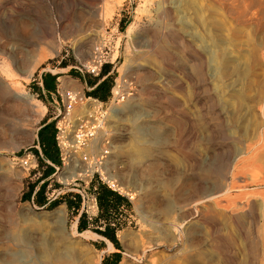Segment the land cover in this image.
Returning <instances> with one entry per match:
<instances>
[{
    "label": "rangeland",
    "instance_id": "1",
    "mask_svg": "<svg viewBox=\"0 0 264 264\" xmlns=\"http://www.w3.org/2000/svg\"><path fill=\"white\" fill-rule=\"evenodd\" d=\"M24 25L58 35L62 47L33 73L0 52V106L12 93L44 109L15 120L19 128L0 123V264H102L113 252L118 264H264V0H0V49H32ZM102 43L112 89L125 61L133 88L108 108L95 143L110 150L101 170L131 202L121 248L93 226L80 231L64 201L23 199L39 180L36 189L49 184L45 164L25 163L42 123L64 120L71 131L91 112L92 102L68 112L63 96H89L80 78L98 76L83 65ZM55 72L61 93L41 96L36 86Z\"/></svg>",
    "mask_w": 264,
    "mask_h": 264
},
{
    "label": "built area",
    "instance_id": "2",
    "mask_svg": "<svg viewBox=\"0 0 264 264\" xmlns=\"http://www.w3.org/2000/svg\"><path fill=\"white\" fill-rule=\"evenodd\" d=\"M102 44L103 46L97 45L94 47L92 59L83 65L88 73L95 76L100 75L103 66L108 62L104 54L107 45L106 43ZM99 47L100 50H98ZM63 98L67 100L68 112L74 104L92 102L94 107L91 106L88 117L85 116L78 126L71 131L67 129L64 120L58 121L56 140L60 150V162L55 164L48 161L49 164L54 166L55 171L46 178L49 180L46 197L48 203L66 197L75 201L79 197L81 200L80 207H72V210L76 213V222L79 221L82 214H85L89 221H93L100 211L96 195L98 184L102 182L110 188L120 191L115 181L108 178V175L101 168L93 174L89 172L92 166H106L101 159L104 149H97V147H94V143L98 142L100 134L105 129V120L109 114L107 113L108 108L119 99L114 97L113 89L108 101H101L98 98L87 96L85 92L77 93L72 90H67ZM102 146L106 148L105 145ZM26 158V164L28 159L31 158L35 162L32 166L39 165L38 157L34 153L28 154ZM95 173H98V178L94 176ZM95 178H97V181H95ZM44 181L42 180V183ZM77 186L78 188H75ZM37 190H39V186L35 191ZM64 203L67 204L66 201Z\"/></svg>",
    "mask_w": 264,
    "mask_h": 264
},
{
    "label": "trees",
    "instance_id": "3",
    "mask_svg": "<svg viewBox=\"0 0 264 264\" xmlns=\"http://www.w3.org/2000/svg\"><path fill=\"white\" fill-rule=\"evenodd\" d=\"M111 70V64H105L103 66L102 72L98 77L89 78L88 82L92 85H96L100 79L105 77L96 87L92 90L88 91V95L93 98H98L101 101H108L111 96V90L113 86V76L108 74ZM60 76L59 74H45L43 76V82L45 88L56 91L57 90V78ZM37 91L44 97L42 93L41 87L39 85L36 86ZM44 121L42 123L43 127H41L38 131V144L39 147L33 148V153L38 157L42 164H45V169L43 171V175L41 177L47 178L54 171L55 168L49 162L58 164L60 162V150L56 140L57 128L55 126V122L51 121L50 123H46ZM23 152L20 153L22 155ZM49 161V162H48ZM40 177V178H41ZM39 178V179H40ZM40 181V180H39ZM37 182V184L39 183ZM97 181V178H95ZM33 184L27 194L23 196L24 200H31L34 196V201L42 206L47 202L46 190H47V182H44L39 190L35 191L36 185ZM97 201L99 205V215L93 219V221H89L85 214H82L78 221V229L83 231L87 228L93 226V230L108 239V241L115 246L116 248H121V243L118 239L117 232L123 228L124 224L127 222L124 218V214L131 207V202L127 197L121 194L119 191H116L110 188L105 183L100 182L98 184V188L96 191ZM60 201H66L70 208L76 206V208L80 207V198L77 200H72L68 197L65 199H58L55 202H51L49 206H54ZM121 259L120 252H113L111 255L105 257L102 264H118Z\"/></svg>",
    "mask_w": 264,
    "mask_h": 264
},
{
    "label": "bare ground",
    "instance_id": "4",
    "mask_svg": "<svg viewBox=\"0 0 264 264\" xmlns=\"http://www.w3.org/2000/svg\"><path fill=\"white\" fill-rule=\"evenodd\" d=\"M122 1V0H121ZM117 2V1H116ZM115 2V3H116ZM114 3V4H115ZM118 4H119V2H118ZM116 5V4H115ZM110 9V8H109ZM113 9H114V7H112V12H113ZM110 11V10H109ZM105 12H107V10L105 11ZM104 12V13H105ZM112 12H111V14H112ZM110 13V12H109ZM167 13V12H166ZM107 14V13H106ZM165 14V13H164ZM168 14V13H167ZM245 15V14H244ZM107 16V15H106ZM167 16H169V15H167ZM165 17H166V15H165ZM258 18V17H257ZM105 19V18H104ZM257 20V19H256ZM134 24H130L129 26H128V28H127V34L128 35H130V34H132L133 33V30H134V26H133ZM44 27V26H43ZM45 27H47V26H45ZM58 27V26H57ZM48 28V27H47ZM38 29H39V27H38ZM38 29H36V28H34V27H31L30 25H24L23 26V28L21 29V31H22V35H23V37H24V39L25 40H28V39H30L31 40V42H33L32 44H30V45H32V49H27L26 47H20V48H18V46L17 47H15V46H13L12 47V50L11 51H7V50H5V48H1L0 49V52L4 55H6V56H8V58L10 59V63H13L14 61H17V63H19L21 66H24L23 68H28V71H30V73L32 72L33 73V71H34V69H35V67L37 68V65L38 64H40L43 60H45L48 56H53L54 54L56 55V53H59L60 52V50H61V47H62V39L60 38V37H58V35H57V37H56V35H54L53 36V34H52V37H51V34H50V31L52 30V28L50 29V31H49V34H50V36L48 37V34L46 33V32H44L42 29L43 28H41L40 30H42L41 32H39V30ZM58 29V28H57ZM59 29H60V27H59ZM45 30V29H44ZM48 30V29H47ZM61 30V29H60ZM46 31V30H45ZM56 31V30H55ZM58 31V30H57ZM56 31V32H57ZM52 33H53V31H52ZM173 35V34H172ZM174 36V35H173ZM171 37V36H170ZM32 38H33V41H32ZM171 39V38H170ZM20 41V40H19ZM182 41V40H181ZM184 41V40H183ZM183 41L180 43L181 45H179V46H182V48H185L186 47V49L188 50V51H190V47H191V45H188V46H184L183 45ZM188 42V41H187ZM179 43V42H178ZM145 44V43H144ZM190 44V43H189ZM187 45V44H186ZM190 46V47H189ZM162 49H161V53L160 54H162V52L164 53L165 51H166V49H167V47H165V45H163V47H161ZM193 49V48H192ZM191 49V50H192ZM182 51H184V50H182ZM192 52H193V50H192ZM191 51L189 52V53H192ZM167 53V55H168V52H166ZM165 54V53H164ZM163 55V54H162ZM161 55V56H162ZM128 60V59H127ZM164 61H166V60H164ZM167 61H168V59H167ZM201 62V61H200ZM19 65V66H20ZM29 67L31 68L30 70H29ZM128 67H130L129 66V62L128 61H125L119 68H118V70H119V72H120V77H119V79L120 80H118L117 81V84H116V86L113 88V93H114V97L115 98H118V99H121V100H123L125 97H129V95H131L132 93H130L129 94V92L131 91V89H133V88H131V89H129V90H127L126 89V86H125V81H124V79H123V74H124V72L126 71V69L128 68ZM10 69H11V67H10ZM25 70V69H24ZM27 70V69H26ZM3 72H6V74L7 75H9V76H14L12 73H9V72H7L6 70L5 71H3ZM11 72H12V70H11ZM24 72H26V71H24ZM126 74V73H125ZM27 76V75H26ZM32 76V75H31ZM4 79H6V78H4L3 77V75H1L0 74V81L1 82H3V80ZM11 80V79H10ZM7 83H9V81L7 82ZM11 83V82H10ZM13 83V82H12ZM12 83H11V85H12ZM6 84V83H5ZM3 85H4V83H3ZM7 85H9V84H7ZM6 85V86H7ZM2 86V85H1ZM0 86V88H2ZM5 86V87H6ZM13 86V85H12ZM8 87V86H7ZM7 87H6V89H7ZM10 88H11V86H9ZM13 88V87H12ZM3 89V88H2ZM1 89V90H2ZM8 90V89H7ZM17 90V89H16ZM13 91V90H12ZM14 91H15V89H14ZM4 92V91H3ZM7 92V91H6ZM9 92H10V90H9ZM2 93V92H1ZM10 95V97L12 98V99H10L9 100V102L6 100V104L5 105H2V106H0V123H3V126L5 125L4 123H9L8 125H10V127L9 128H11V130L12 129H15L18 125H16V124H18V123H16L15 125H14V123L16 122L15 120H17L18 122H20V123H22L23 124V122L25 121V119L28 121V118L30 117V118H32L31 116H32V114H34V112H36V113H38V115L41 117V116H43L44 115V109H41L40 107H36V106H34V104L31 102V100L29 99V98H26V96L24 97L23 95H19V96H17V97H15L12 93H9ZM15 94V93H14ZM21 94V93H20ZM3 96V95H2ZM8 96V95H7ZM6 98V97H5ZM4 99V98H3ZM9 99V98H8ZM130 99V98H129ZM4 104V103H3ZM1 105V104H0ZM42 105V104H41ZM92 106H93V103H92ZM94 107V106H93ZM35 113V114H36ZM107 113H108V111H107ZM37 115V114H36ZM39 116H37L38 118H39ZM35 117V116H34ZM35 119V118H34ZM31 122H33V121H31ZM27 123V122H26ZM25 124V123H24ZM7 125V124H6ZM25 126V125H24ZM23 126V127H24ZM2 127V124H1V126H0V128ZM7 127V128H8ZM21 127H22V125H21ZM20 127V128H21ZM22 127V128H23ZM27 127V126H26ZM29 127V126H28ZM5 128V127H4ZM17 128H19V126L17 127ZM21 128V129H22ZM31 128V127H30ZM29 128V129H30ZM1 130V129H0ZM6 130V129H5ZM18 130V129H17ZM27 130V129H26ZM4 131V130H3ZM3 131H1L0 132V136L2 135V137H1V139H4L5 137L3 136V134H5ZM8 131V130H7ZM10 131V130H9ZM8 131V132H9ZM15 131V130H14ZM6 132V131H5ZM12 133V132H11ZM32 133H33V135H32V137L33 138H36V136H37V134H36V132H33L32 131ZM9 134H7V135H5V136H8ZM9 137V136H8ZM7 137V138H8ZM11 137V136H10ZM6 138V139H7ZM11 138H13V137H11ZM0 139V140H1ZM8 139H10V138H8ZM7 139V140H8ZM16 139H17V137H16ZM19 140V139H18ZM2 141H4V140H2ZM11 141V140H10ZM15 141V140H14ZM8 142V141H7ZM1 143V142H0ZM3 143V142H2ZM1 143V144H2ZM9 143V146L11 145L10 144V142H8ZM20 144L21 143V141H18V142H16L15 144ZM4 144V143H3ZM7 144V143H6ZM6 144H4V145H6ZM12 144H14V142L12 141ZM4 145H2V146H4ZM21 145V144H20ZM1 146V147H2ZM15 146V145H14ZM96 145H95V143H94V147H95ZM0 147V148H1ZM6 147V146H5ZM11 147V146H10ZM9 147V148H10ZM13 147V146H12ZM16 148H17V146H15ZM9 150H11V149H9ZM102 156H101V159H102V161H103V164H107L108 163V159H109V154H110V150H103L102 151ZM110 162V161H109ZM112 162V161H111ZM103 166H92V168L89 170V172H90V174H93L96 170H98V169H100V168H102ZM77 168H78V166H77ZM226 169V168H225ZM104 172V171H103ZM69 176V175H68ZM108 178H112L111 176H108ZM15 189V188H14ZM17 192V191H16ZM192 208V207H191ZM62 212V211H61ZM205 214V213H204ZM207 214V213H206ZM205 214V215H206ZM205 217H207V216H205ZM77 223H75L74 225L75 226H77L76 225ZM77 230V229H76ZM75 232H77L79 235H81V236H83V237H90V235H91V233H90V231H84V232H81V233H79L78 231H75ZM93 234V233H92ZM120 264H122V263H120ZM124 264V263H123Z\"/></svg>",
    "mask_w": 264,
    "mask_h": 264
},
{
    "label": "crops",
    "instance_id": "5",
    "mask_svg": "<svg viewBox=\"0 0 264 264\" xmlns=\"http://www.w3.org/2000/svg\"><path fill=\"white\" fill-rule=\"evenodd\" d=\"M113 72V69L111 68V70L108 72V74H111ZM53 75L54 74H57L56 72L55 73H52ZM106 77V76H105ZM105 77H103L102 79H100L99 80V82L96 84V85H92V84H90L89 82H88V80L86 79V78H80V81L82 82V85H83V90L85 91V90H92L94 87H96ZM58 78H59V76H58ZM58 78H57V90L56 91H52V90H49V89H47V88H45V86H44V82L43 83H41V84H39V86L41 87V90H42V93L44 94V95H50V97H52L51 95H54V94H56V93H61V90L63 89V86H62V84H60L59 82H58ZM77 81V80H76ZM68 84L69 85H71V86H75V82L73 81V80H68ZM51 121H47L46 123H50ZM41 127H43V125H41L40 126V128ZM36 203V202H35ZM48 204H50V203H48V201L47 202H45V204L44 205H48ZM44 205H42V206H44ZM68 205V204H67ZM104 238V237H103Z\"/></svg>",
    "mask_w": 264,
    "mask_h": 264
}]
</instances>
